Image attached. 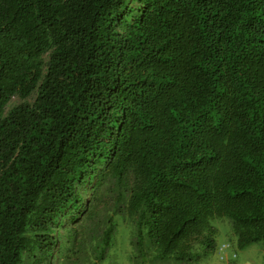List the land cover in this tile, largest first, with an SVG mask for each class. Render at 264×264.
Returning a JSON list of instances; mask_svg holds the SVG:
<instances>
[{
	"label": "trees",
	"instance_id": "trees-1",
	"mask_svg": "<svg viewBox=\"0 0 264 264\" xmlns=\"http://www.w3.org/2000/svg\"><path fill=\"white\" fill-rule=\"evenodd\" d=\"M225 222L264 251V0H0V264H199Z\"/></svg>",
	"mask_w": 264,
	"mask_h": 264
},
{
	"label": "rangeland",
	"instance_id": "rangeland-1",
	"mask_svg": "<svg viewBox=\"0 0 264 264\" xmlns=\"http://www.w3.org/2000/svg\"><path fill=\"white\" fill-rule=\"evenodd\" d=\"M217 246L216 250L211 258L204 259L199 264H264V251L259 244H254L246 249L238 250L235 244L228 242L229 225L227 222L224 224H218ZM123 226H120V230ZM125 242V241H124ZM229 244L231 247L230 253H236V258L229 261H220L217 255L218 248L222 244ZM120 251V247L118 248ZM119 257V255L117 254ZM123 254L118 258L121 259ZM106 264V263H104ZM120 264H124L122 261Z\"/></svg>",
	"mask_w": 264,
	"mask_h": 264
},
{
	"label": "built area",
	"instance_id": "built-area-1",
	"mask_svg": "<svg viewBox=\"0 0 264 264\" xmlns=\"http://www.w3.org/2000/svg\"><path fill=\"white\" fill-rule=\"evenodd\" d=\"M229 245L224 244L220 247L219 249V256H220V260H227L228 259V252H229ZM235 257V256H233Z\"/></svg>",
	"mask_w": 264,
	"mask_h": 264
},
{
	"label": "clouds",
	"instance_id": "clouds-1",
	"mask_svg": "<svg viewBox=\"0 0 264 264\" xmlns=\"http://www.w3.org/2000/svg\"><path fill=\"white\" fill-rule=\"evenodd\" d=\"M222 245H224V244H222ZM222 245H221V246H222ZM227 245H229V244H227ZM221 246H220V247H221ZM220 247L218 248V251H217V255H218L219 260H220V256H219V249H220ZM229 248H230V249H229V252H228V254H229V255H228V256H229L228 259H227V260H220V261H229V260H231V259L236 258V256H237L236 253H230V250H231L230 245H229ZM233 256H235V257H233Z\"/></svg>",
	"mask_w": 264,
	"mask_h": 264
}]
</instances>
